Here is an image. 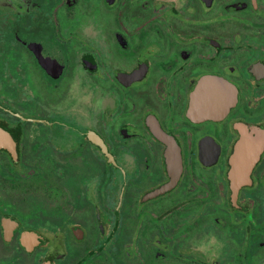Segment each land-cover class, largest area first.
I'll use <instances>...</instances> for the list:
<instances>
[{"label":"flooded vegetation","instance_id":"1","mask_svg":"<svg viewBox=\"0 0 264 264\" xmlns=\"http://www.w3.org/2000/svg\"><path fill=\"white\" fill-rule=\"evenodd\" d=\"M0 264H264V0H0Z\"/></svg>","mask_w":264,"mask_h":264},{"label":"water","instance_id":"2","mask_svg":"<svg viewBox=\"0 0 264 264\" xmlns=\"http://www.w3.org/2000/svg\"><path fill=\"white\" fill-rule=\"evenodd\" d=\"M7 132L0 127V146L6 142Z\"/></svg>","mask_w":264,"mask_h":264}]
</instances>
